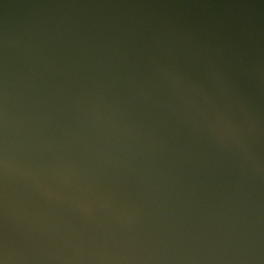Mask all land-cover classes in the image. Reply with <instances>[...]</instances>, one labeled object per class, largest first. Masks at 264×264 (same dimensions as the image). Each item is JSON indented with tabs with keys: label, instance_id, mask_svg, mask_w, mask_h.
I'll list each match as a JSON object with an SVG mask.
<instances>
[{
	"label": "water",
	"instance_id": "water-1",
	"mask_svg": "<svg viewBox=\"0 0 264 264\" xmlns=\"http://www.w3.org/2000/svg\"><path fill=\"white\" fill-rule=\"evenodd\" d=\"M4 264H264V0H0Z\"/></svg>",
	"mask_w": 264,
	"mask_h": 264
},
{
	"label": "snow or ice",
	"instance_id": "snow-or-ice-1",
	"mask_svg": "<svg viewBox=\"0 0 264 264\" xmlns=\"http://www.w3.org/2000/svg\"><path fill=\"white\" fill-rule=\"evenodd\" d=\"M0 264H4V260L3 259H0Z\"/></svg>",
	"mask_w": 264,
	"mask_h": 264
}]
</instances>
